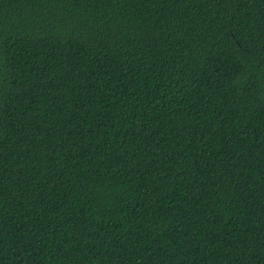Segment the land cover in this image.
Here are the masks:
<instances>
[{
    "label": "trees",
    "instance_id": "1",
    "mask_svg": "<svg viewBox=\"0 0 264 264\" xmlns=\"http://www.w3.org/2000/svg\"><path fill=\"white\" fill-rule=\"evenodd\" d=\"M0 264H264V0H0Z\"/></svg>",
    "mask_w": 264,
    "mask_h": 264
}]
</instances>
